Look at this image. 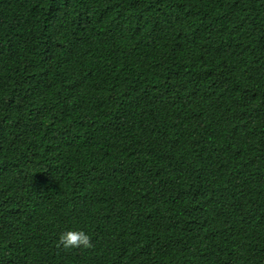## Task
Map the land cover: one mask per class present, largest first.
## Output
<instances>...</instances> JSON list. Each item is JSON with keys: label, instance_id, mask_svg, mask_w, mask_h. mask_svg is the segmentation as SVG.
Listing matches in <instances>:
<instances>
[{"label": "trees", "instance_id": "1", "mask_svg": "<svg viewBox=\"0 0 264 264\" xmlns=\"http://www.w3.org/2000/svg\"><path fill=\"white\" fill-rule=\"evenodd\" d=\"M0 264H264V0H0Z\"/></svg>", "mask_w": 264, "mask_h": 264}, {"label": "clouds", "instance_id": "2", "mask_svg": "<svg viewBox=\"0 0 264 264\" xmlns=\"http://www.w3.org/2000/svg\"><path fill=\"white\" fill-rule=\"evenodd\" d=\"M64 249H90L94 247L92 238L82 230H67L59 236L57 247Z\"/></svg>", "mask_w": 264, "mask_h": 264}]
</instances>
